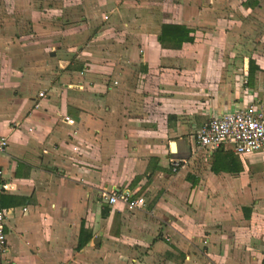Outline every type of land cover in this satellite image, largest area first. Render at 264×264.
<instances>
[{
    "label": "crops",
    "instance_id": "crops-1",
    "mask_svg": "<svg viewBox=\"0 0 264 264\" xmlns=\"http://www.w3.org/2000/svg\"><path fill=\"white\" fill-rule=\"evenodd\" d=\"M164 24L193 39L164 47ZM247 103L264 0H0V264H264V152L194 136Z\"/></svg>",
    "mask_w": 264,
    "mask_h": 264
},
{
    "label": "built area",
    "instance_id": "built-area-1",
    "mask_svg": "<svg viewBox=\"0 0 264 264\" xmlns=\"http://www.w3.org/2000/svg\"><path fill=\"white\" fill-rule=\"evenodd\" d=\"M108 18V16H105ZM45 92L41 91L40 96ZM66 120L73 122L66 117ZM198 145L209 151L218 149H230L239 156H248L254 153L264 152V107L255 103H247L233 111H228L220 116L213 117L195 133ZM9 145L8 136H0V254H4L8 246L6 233V213L1 204V196L4 191V168L1 159ZM174 167L179 161H174ZM101 196L110 204L123 203L129 210L135 211L147 205V199L143 195L134 193L129 188L115 190H102Z\"/></svg>",
    "mask_w": 264,
    "mask_h": 264
},
{
    "label": "trees",
    "instance_id": "trees-1",
    "mask_svg": "<svg viewBox=\"0 0 264 264\" xmlns=\"http://www.w3.org/2000/svg\"><path fill=\"white\" fill-rule=\"evenodd\" d=\"M190 32L191 30L185 25L164 24L159 35V41L164 47L179 48L183 42L193 39Z\"/></svg>",
    "mask_w": 264,
    "mask_h": 264
}]
</instances>
